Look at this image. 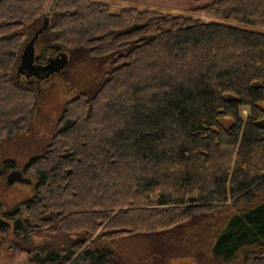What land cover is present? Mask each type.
<instances>
[{
	"label": "trees",
	"instance_id": "obj_1",
	"mask_svg": "<svg viewBox=\"0 0 264 264\" xmlns=\"http://www.w3.org/2000/svg\"><path fill=\"white\" fill-rule=\"evenodd\" d=\"M197 5L222 20L130 4L115 12L108 0H0V142L28 130L42 83L61 73L29 82L18 71L46 12L56 18L39 43L56 30L72 57L85 48L111 67L94 93L66 102L51 147L22 168L39 178L29 213L14 212L17 234H80L33 246V264H121L96 232L161 233L230 205L214 252L264 264V0ZM17 167L6 159L0 173Z\"/></svg>",
	"mask_w": 264,
	"mask_h": 264
},
{
	"label": "rangeland",
	"instance_id": "obj_2",
	"mask_svg": "<svg viewBox=\"0 0 264 264\" xmlns=\"http://www.w3.org/2000/svg\"><path fill=\"white\" fill-rule=\"evenodd\" d=\"M108 1L111 3V9L115 12L119 11L122 6L130 4L138 8L147 7L170 11L174 14H189L196 18L201 17L206 21L222 20L217 16H209L195 11L197 4L209 2V0ZM46 15L53 18L51 21L56 18V15L48 12ZM52 34L56 36L54 41L60 46L61 51L66 53L68 61L61 68L59 75L55 78L51 76L47 80L50 81L48 85L46 82L42 83L43 91L40 92L41 96L38 99V109L28 130L0 142V163L6 159H15L18 164V167L14 168L13 172L11 171L12 173L8 170L0 173V217L9 223V227L0 228V264H33L28 254V250L33 246L45 244L53 247L67 246L71 240L80 235L61 231L52 234L47 230L37 229L31 236L25 237L15 231V221L17 220V216L14 214L15 210L22 208L27 215L29 213L27 207L35 199L37 191L36 184L39 176L31 172H29L30 174L23 173L22 168H25L26 161L30 156L41 154L51 147L56 132L60 130L59 123L67 105L66 102L80 93H94L96 86L103 80V73L111 68H108L105 60L107 57L90 55L89 52L84 51L85 48L74 49L77 54L72 57L73 51H70L71 48L68 46L61 45L56 30H53ZM112 89L115 91L116 88ZM106 101L108 100H102L95 109V114L100 116L98 120L105 116L106 110L104 111L103 105L107 104ZM8 172L12 175L11 183L8 182ZM20 176L28 179L22 181ZM237 208V206L230 205L209 214L196 213L195 216L184 220L183 223L172 227V229L163 230L161 233L149 232L138 235L129 233L124 237L114 239L98 238L95 236L97 232L92 236L100 247L107 246L114 250L121 264H242L241 253L232 256L231 259H224L213 250L216 236L224 226L223 222L234 214ZM23 249L25 250L23 251Z\"/></svg>",
	"mask_w": 264,
	"mask_h": 264
},
{
	"label": "water",
	"instance_id": "obj_3",
	"mask_svg": "<svg viewBox=\"0 0 264 264\" xmlns=\"http://www.w3.org/2000/svg\"><path fill=\"white\" fill-rule=\"evenodd\" d=\"M45 24L42 25L34 34L31 40L26 42L23 46V50L20 54V61L18 66V71L21 73L31 76L35 75L38 78H48L50 75L60 71V69L65 66L68 61V57L64 51L60 52L55 59H52L48 62V64L41 65L37 63L36 55H35V47L34 43L36 39L39 38L40 34L47 28L48 26V16L46 18ZM16 174V172H15ZM8 182L11 183L12 175H8ZM21 180V179H20ZM2 221V218H0ZM3 223V222H2ZM1 225V223H0Z\"/></svg>",
	"mask_w": 264,
	"mask_h": 264
},
{
	"label": "flooded vegetation",
	"instance_id": "obj_4",
	"mask_svg": "<svg viewBox=\"0 0 264 264\" xmlns=\"http://www.w3.org/2000/svg\"><path fill=\"white\" fill-rule=\"evenodd\" d=\"M47 15L45 17V20L44 22L47 20ZM48 23H49V16H48ZM45 24V23H44ZM43 24V25H44ZM50 24V23H49ZM48 24V25H49ZM40 28V27H39ZM38 28V29H39ZM37 29V30H38ZM36 30V31H37ZM35 31V33H36ZM45 31V30H44ZM43 31V32H44ZM42 32V33H43ZM34 33V34H35ZM32 35V37H34L35 35ZM32 37L30 39H32ZM41 35L39 36V38L36 39V42L34 43V47H35V55H36V59H37V63L38 64H41V65H45V64H48V62L52 59H55L56 56L59 55L58 52L61 51V48L60 46H58L55 42H43V43H39V39H40ZM24 75V74H23ZM24 78L27 79L29 82H35L37 77L35 75H31V76H27V75H24ZM19 176V175H18ZM20 179L22 181H25L27 180L28 178H25L24 176L21 177L20 176ZM30 182V181H29ZM2 218V217H0ZM3 222V223H2ZM0 228H5V227H9V223H6L4 221V219L2 218V221L0 220ZM0 253H1V248H0Z\"/></svg>",
	"mask_w": 264,
	"mask_h": 264
}]
</instances>
